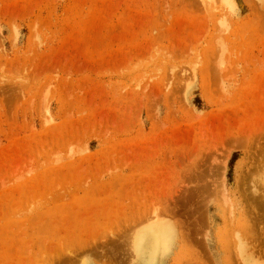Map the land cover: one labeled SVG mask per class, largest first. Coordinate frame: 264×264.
Listing matches in <instances>:
<instances>
[{"label": "rangeland", "instance_id": "rangeland-1", "mask_svg": "<svg viewBox=\"0 0 264 264\" xmlns=\"http://www.w3.org/2000/svg\"><path fill=\"white\" fill-rule=\"evenodd\" d=\"M0 264H264V0H0Z\"/></svg>", "mask_w": 264, "mask_h": 264}, {"label": "bare ground", "instance_id": "bare-ground-1", "mask_svg": "<svg viewBox=\"0 0 264 264\" xmlns=\"http://www.w3.org/2000/svg\"><path fill=\"white\" fill-rule=\"evenodd\" d=\"M138 248H139V246H138Z\"/></svg>", "mask_w": 264, "mask_h": 264}]
</instances>
